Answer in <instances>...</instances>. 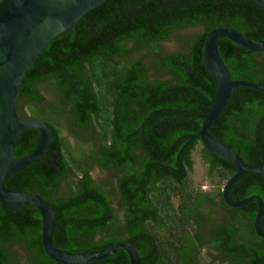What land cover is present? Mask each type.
Here are the masks:
<instances>
[{
	"label": "trees",
	"instance_id": "1",
	"mask_svg": "<svg viewBox=\"0 0 264 264\" xmlns=\"http://www.w3.org/2000/svg\"><path fill=\"white\" fill-rule=\"evenodd\" d=\"M195 26L201 32L182 42L183 51L163 49L173 32ZM218 26L262 40L264 9L248 0H104L82 15L72 32L56 36L40 51L18 88L16 110L20 118L45 120L52 142L6 178L5 186L49 202L57 216L54 246L88 252L123 240L137 248L141 264H177L163 248L177 242L160 230L187 225L168 220L171 193L199 191L180 175L182 166L191 171L193 150L202 146L207 175L217 180L219 193L236 169L211 154L200 138L188 142L177 158L215 96L201 46ZM217 44L233 79L264 84V51H248L227 38ZM211 134L234 149L245 165H261L264 92L236 87ZM38 137L37 129L22 130L15 157L30 153ZM95 168L105 176L94 178ZM253 194L264 202L261 174H245L229 189L233 200ZM244 207L250 209L246 235L259 243L263 238L253 227L256 203L227 205L235 211ZM179 234L173 238L180 241ZM153 249L157 254L150 260ZM251 251V259L264 264L260 251ZM0 264H60L43 249L36 207L14 211L0 202ZM80 264H129V258L121 250Z\"/></svg>",
	"mask_w": 264,
	"mask_h": 264
},
{
	"label": "water",
	"instance_id": "2",
	"mask_svg": "<svg viewBox=\"0 0 264 264\" xmlns=\"http://www.w3.org/2000/svg\"><path fill=\"white\" fill-rule=\"evenodd\" d=\"M104 0H0V202L10 210L18 211L23 205L36 207L41 214V243L45 253L60 264H80L100 260L121 250L128 254L129 264H141L137 248L130 242L118 241L109 246L88 252H70L52 244L57 225L56 212L42 196L12 190L5 186L10 175L21 171L49 148L52 128L40 118H20L16 110V97L21 81L40 51L56 36L72 32L76 21ZM264 9V0H248ZM231 40L236 46L248 51H264V39H253L242 32L227 27L213 28L202 41V62L212 76L216 92L209 101L208 111L201 115L202 123L191 140L200 138L204 147L213 155L234 164L235 172L226 181L222 196L232 207H241L250 202L257 203L254 229L264 237L260 221L263 215V199L256 194L231 201L229 188L245 174H261L264 177V159L259 166H247L230 146L216 140L212 127L224 109L233 90L238 86L264 92V84L245 79H233L225 64L217 41ZM37 129L39 137L35 147L27 155L16 158L15 145L22 130Z\"/></svg>",
	"mask_w": 264,
	"mask_h": 264
},
{
	"label": "flooded vegetation",
	"instance_id": "3",
	"mask_svg": "<svg viewBox=\"0 0 264 264\" xmlns=\"http://www.w3.org/2000/svg\"><path fill=\"white\" fill-rule=\"evenodd\" d=\"M173 1L182 2L183 0H172L171 2ZM201 148L202 146L193 150L192 158L195 163L196 154L205 169L203 179L197 182L193 178L194 163L191 171L182 166L183 171L180 173L185 180L192 181L191 189L199 190L198 193L195 195L190 194L189 191L178 194L171 193L167 204L169 206L167 207L168 220L170 222L181 220L183 226L184 223L187 224L183 230H175L172 224L160 230L166 234L167 238L177 242L163 246V248L168 249L167 259L177 264H261L260 261L251 259V249L254 248V251H260L261 259L264 262V237L260 236L263 240L253 244L246 235L250 223L249 207L237 211L227 208L228 204L222 196V190L220 193L217 192V180L211 179L207 175L208 166L203 160ZM228 198L235 201L230 198L229 191ZM261 223L262 218L260 227L263 231L264 228H262ZM177 232L180 233L178 238H182L180 241L173 238ZM144 246L146 249L148 248L146 244ZM151 246L159 249L153 244ZM154 254L157 252L153 249L149 253L151 255L150 260H153L152 255Z\"/></svg>",
	"mask_w": 264,
	"mask_h": 264
},
{
	"label": "rangeland",
	"instance_id": "4",
	"mask_svg": "<svg viewBox=\"0 0 264 264\" xmlns=\"http://www.w3.org/2000/svg\"><path fill=\"white\" fill-rule=\"evenodd\" d=\"M199 32H201V27H199V26L190 27V28L182 29V30H177V31L172 33V35L170 36V38L167 41L163 42V49L165 51H183L184 49L182 47V42H184L185 40L191 39V37L198 34ZM199 147L200 146H198L197 148H199ZM194 159H195L194 173L192 176L195 179V181L199 182L204 177L205 169L203 168V166H202L200 160L197 158L196 154H195ZM92 176L94 178H96L98 176L104 177L105 173L101 172V170L99 168H95L94 171H92ZM17 250L21 253V250L19 248H17Z\"/></svg>",
	"mask_w": 264,
	"mask_h": 264
}]
</instances>
